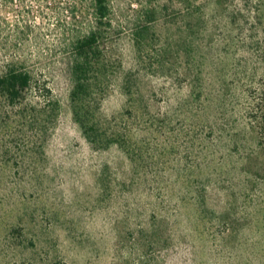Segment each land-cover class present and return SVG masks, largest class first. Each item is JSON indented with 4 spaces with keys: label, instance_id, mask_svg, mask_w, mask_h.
Masks as SVG:
<instances>
[{
    "label": "rangeland",
    "instance_id": "1",
    "mask_svg": "<svg viewBox=\"0 0 264 264\" xmlns=\"http://www.w3.org/2000/svg\"><path fill=\"white\" fill-rule=\"evenodd\" d=\"M70 1L21 0L23 8L6 14L10 24L19 20L32 27L28 38L8 45V51L25 58L35 81L25 108L0 109V264H264L261 116H246L229 141L214 139L219 152L201 163L204 167L190 169L167 149L137 158L112 143L91 148L73 116L67 64L73 35L89 31L94 8L88 0L84 22L74 23ZM109 1L112 39L126 68L134 61L132 33L139 14L155 7L159 12L150 28L188 84L197 71L188 70L189 56L201 60V74L211 78L219 54L229 53L223 58L231 60L227 71L256 68L252 87L264 93L263 17L258 25L264 0ZM241 9L254 17L248 24ZM225 37H231L230 46ZM141 82L149 114L175 107L171 81L148 74ZM107 96L103 115L126 120L122 126L130 128L122 90L113 84ZM46 98L58 101V116L31 122ZM246 107L251 109L247 102ZM133 124L141 130L135 141L143 140L142 122ZM177 136L148 142L161 150L178 142ZM195 175L198 186L188 184ZM201 196L206 226L196 218Z\"/></svg>",
    "mask_w": 264,
    "mask_h": 264
},
{
    "label": "trees",
    "instance_id": "2",
    "mask_svg": "<svg viewBox=\"0 0 264 264\" xmlns=\"http://www.w3.org/2000/svg\"><path fill=\"white\" fill-rule=\"evenodd\" d=\"M87 1L71 0L68 3L74 23L84 22L82 13ZM89 1L93 4L94 21L88 32L73 35L67 66L72 79L70 102L73 116L82 137L91 148L112 143L137 158L141 157L140 154L143 156L150 152V156L155 157L167 149L172 156L177 160L181 158V162L191 169L193 166L204 167L201 163L208 164L210 158L219 152L214 139L229 141V135L241 127L247 119L246 116L255 118L253 113L258 114L264 123V93L260 94L256 90L258 85L252 87L258 77L256 68L248 69L245 66L241 69L239 65L228 72L231 60L223 58L229 53L219 54L218 70L214 71L215 77L210 78L208 74H201L204 65L202 61L190 59L189 56L186 62L188 70L195 66L197 71L193 76V83L188 84V78L169 59L167 49L160 44L159 36L150 28V24L157 19L159 12L155 7H149L139 14L140 20L132 33L134 61L131 67L126 68L124 59L119 56L117 44L112 39L113 21L110 1ZM258 1L260 4L263 2V0ZM185 2L190 4L191 0ZM24 3L21 0H0V109L25 108L26 94L32 89L35 81L34 72L27 67L25 58L15 53L11 55L8 51V45L12 47L22 44L20 39L22 41L27 39L26 34L32 28L27 22L20 25L19 20L10 24L6 17L8 12L18 10L15 7L20 5L23 8ZM239 13L244 14L242 18L246 19L247 24L254 19L249 11L241 9ZM260 15L258 25L262 24V17L264 18L263 14ZM253 32L254 29L250 42H253ZM262 33L264 35V31ZM10 34L13 38L12 42ZM230 38L223 39L228 46H230ZM148 74L169 80L175 85L174 103L178 101L175 107L167 106L159 114H149V104L145 102L141 87V80ZM183 83L188 84L189 87L185 91H183ZM113 84L115 86L117 84L127 97V108L130 109L127 123L131 124L130 128L122 126L126 120L118 121L115 117L107 120L103 115L104 112L102 113V102ZM246 102L251 109L246 107ZM40 109L42 110L37 116L31 114L33 118L31 122L37 121L36 123L43 124L52 118L56 119L60 107L58 101L46 98ZM135 121L142 122L144 126L146 135L143 140L135 141L141 138L139 137L141 130L138 125L133 124ZM175 132H179V136ZM163 136L168 138L177 136L178 142L170 144L169 147L162 145L164 149L161 150V147L156 149L148 142L150 138L159 137L160 140ZM197 180L198 176L195 175L190 178L188 184L193 183L194 186H198L200 182ZM199 197L197 194L195 199ZM196 205L200 208V216L197 214L196 218L206 226L202 196Z\"/></svg>",
    "mask_w": 264,
    "mask_h": 264
}]
</instances>
